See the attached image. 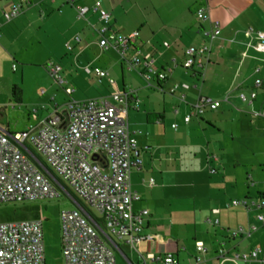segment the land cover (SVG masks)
I'll list each match as a JSON object with an SVG mask.
<instances>
[{
  "label": "crops",
  "instance_id": "1",
  "mask_svg": "<svg viewBox=\"0 0 264 264\" xmlns=\"http://www.w3.org/2000/svg\"><path fill=\"white\" fill-rule=\"evenodd\" d=\"M13 1L0 0L1 21ZM94 1L27 0L16 19L0 26V103H56L49 116L72 100L110 98L115 89L108 78L96 77L94 69L111 78L110 69L120 64L122 85L116 83L123 92L122 115L132 131L141 132L137 139L143 168L131 175L140 198L133 209L149 211L141 251L155 256L172 252L178 264H195L197 244L203 243L207 253L199 264H260L243 259L255 249L264 254L259 211L234 202L250 205L264 198V117L257 115L264 110V52L253 48L256 37L245 35L250 28L264 32V0H101L116 33H139L144 54L154 59V69L166 74L162 81H148L141 68L131 67L116 50L100 49L104 24L99 15H78V6L92 7ZM199 12L208 18L200 20ZM215 23L221 33L212 40L207 34ZM70 41L74 49L62 54L61 45ZM202 45L210 48L208 56L185 69L186 49ZM50 64L62 68L59 78L50 72ZM42 65L43 83L33 91L34 100H26L25 85L20 89L15 81L10 84L8 76L11 70L20 72L24 81L28 66ZM258 80L262 87L256 86ZM82 88L88 96L80 94ZM251 91L257 92L256 100L242 103L238 94ZM227 95L231 103L186 123L191 105L201 96L221 100ZM114 242L125 264H139L126 240Z\"/></svg>",
  "mask_w": 264,
  "mask_h": 264
},
{
  "label": "built area",
  "instance_id": "2",
  "mask_svg": "<svg viewBox=\"0 0 264 264\" xmlns=\"http://www.w3.org/2000/svg\"><path fill=\"white\" fill-rule=\"evenodd\" d=\"M26 3L27 0L13 1L4 10L0 26L16 19ZM90 11L97 13L104 24L99 41L101 50H116L131 67L141 68L148 81L166 79L165 73L154 69L151 55L144 54L138 32L116 33L110 25L111 14L101 0H95L92 7L78 6L79 17H85ZM198 18L206 20L208 17L199 12ZM220 33V24L215 23L207 35L213 40ZM245 35L250 40L256 37L258 42L253 48L264 52V32L250 28ZM80 40V37L74 39L76 43ZM165 46L169 44L165 43ZM66 48L72 51L74 44L67 42ZM209 53L207 45L187 48L183 67L193 69ZM48 68L59 78L60 66L50 64ZM94 75L109 79L115 89L110 98L72 100L62 112L55 111L27 133L9 134L0 129V205L60 197V190H66L62 185L65 182L97 214L83 208L61 213L64 264H117L114 238L127 241L137 252L139 264H178L172 252L163 256L144 255L139 248L147 240L145 225L149 215L148 210L135 212L133 209L134 202L140 199L132 189L131 175L134 170L143 168L137 139L141 132L132 131L122 115L126 108L121 104L123 92L117 88L116 81L100 68L94 69ZM256 86L262 87V81H256ZM177 89L175 86L171 92L175 94ZM231 98L227 95L214 100L201 96L191 105L186 123L202 117L208 110L217 111L223 104L231 103ZM238 98L242 103L252 105L257 92H241ZM257 115L264 117V110ZM29 147L43 158L49 169ZM239 204L258 210L257 220L264 223V198L250 205L247 201L234 202V205ZM207 222L218 224L219 220L208 218ZM196 250L195 264H199L207 249L203 243H198ZM243 259L264 264L260 249L253 250L249 256L244 255ZM0 264H46L43 221L0 222Z\"/></svg>",
  "mask_w": 264,
  "mask_h": 264
},
{
  "label": "rangeland",
  "instance_id": "3",
  "mask_svg": "<svg viewBox=\"0 0 264 264\" xmlns=\"http://www.w3.org/2000/svg\"><path fill=\"white\" fill-rule=\"evenodd\" d=\"M54 46L60 47L57 43H55ZM63 52H68L66 43H64L63 46L61 45V53L64 54ZM19 68L22 67L20 66ZM41 68L45 69L43 65L28 66L26 68L24 81L22 73L19 72V74H16L10 69L11 73L10 76H8L9 83L11 84L15 81V85H17L20 89H22L25 85L26 100L30 99L33 101L34 99L32 97L35 96L33 91L38 86L37 84H41V81L43 80L40 74ZM110 72L111 78L118 82V84L122 85V71L120 64L117 68L115 67L113 70L110 69ZM73 88H78L77 84L76 87L73 85ZM85 92L86 90L84 88L80 90V94L88 96ZM10 96L13 97L12 93ZM55 104L56 103H0V127L4 129L8 128V130H10V134L27 133L31 127L37 126L48 116L49 112L53 110L52 106ZM228 127L232 128V125L229 124ZM238 147L239 142L236 145L237 149ZM62 185L66 188V190H60L61 197L48 198L38 201L12 202L0 205L1 223H12L26 220L43 221L46 264H64L62 254L61 213L63 211H72L77 209V203L74 200L75 198L87 210L97 214L94 209L88 203L84 202L65 182L62 183ZM213 229L214 228L211 229L212 234L214 233ZM205 235L208 236L206 231ZM209 242L212 241L209 239ZM190 243L193 244L194 242ZM114 253L118 260V264H125L120 253L117 250H115ZM126 254L130 258H135L134 254L128 248H126Z\"/></svg>",
  "mask_w": 264,
  "mask_h": 264
},
{
  "label": "trees",
  "instance_id": "4",
  "mask_svg": "<svg viewBox=\"0 0 264 264\" xmlns=\"http://www.w3.org/2000/svg\"><path fill=\"white\" fill-rule=\"evenodd\" d=\"M30 148V147H29ZM31 149V148H30ZM31 151L36 155V157L41 161V163L46 167V168H48L49 169V167L47 166V164L45 163V161L43 160V158L40 156V155H38L33 149H31ZM58 180H59V178H57ZM60 181V180H59ZM60 197H61V195H60ZM75 200V202L77 203V209H80V208H83V209H86L84 206H82V204L75 198L74 199ZM98 222V224L101 226V227H103L102 226V223H100V221H97ZM111 244V243H110ZM112 245V244H111Z\"/></svg>",
  "mask_w": 264,
  "mask_h": 264
},
{
  "label": "water",
  "instance_id": "5",
  "mask_svg": "<svg viewBox=\"0 0 264 264\" xmlns=\"http://www.w3.org/2000/svg\"><path fill=\"white\" fill-rule=\"evenodd\" d=\"M97 158H94V160H96Z\"/></svg>",
  "mask_w": 264,
  "mask_h": 264
}]
</instances>
